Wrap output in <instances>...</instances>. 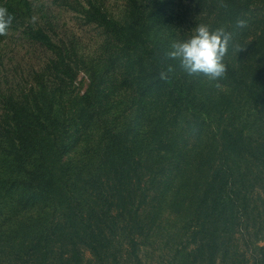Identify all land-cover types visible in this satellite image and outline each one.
I'll return each mask as SVG.
<instances>
[{
	"label": "trees",
	"instance_id": "obj_1",
	"mask_svg": "<svg viewBox=\"0 0 264 264\" xmlns=\"http://www.w3.org/2000/svg\"><path fill=\"white\" fill-rule=\"evenodd\" d=\"M123 1L52 0L105 36L86 56L0 0V43L47 54L0 75V264H264V0ZM198 23L242 49L219 81L165 59Z\"/></svg>",
	"mask_w": 264,
	"mask_h": 264
},
{
	"label": "rangeland",
	"instance_id": "obj_2",
	"mask_svg": "<svg viewBox=\"0 0 264 264\" xmlns=\"http://www.w3.org/2000/svg\"><path fill=\"white\" fill-rule=\"evenodd\" d=\"M33 7L34 18L43 17L53 38L70 39L72 45L86 56H93L104 47L105 36L93 25L84 24L80 16L66 7L54 6L52 0H29ZM109 12L121 18L124 14L123 0H105ZM170 7V6H169ZM166 7V12L171 9ZM176 13L177 8L173 9ZM47 54L37 51L19 32L9 33L0 43V75L14 84L17 80L23 84L31 68L39 69L44 65ZM83 75L79 76L81 79ZM5 79H3V82ZM87 255V252H85Z\"/></svg>",
	"mask_w": 264,
	"mask_h": 264
},
{
	"label": "clouds",
	"instance_id": "obj_3",
	"mask_svg": "<svg viewBox=\"0 0 264 264\" xmlns=\"http://www.w3.org/2000/svg\"><path fill=\"white\" fill-rule=\"evenodd\" d=\"M226 7V5H222ZM13 16L5 7H0V36L7 35ZM247 26V22L238 19L235 22L237 30ZM234 33L224 25L212 27L207 23H198L191 35L182 40L170 43L169 50L164 53L165 59L174 61L175 66L189 76L203 75L208 81L216 82L223 79L227 73L225 57L233 42ZM235 51L242 50L232 44ZM175 71L173 64L159 73L160 79L166 80Z\"/></svg>",
	"mask_w": 264,
	"mask_h": 264
}]
</instances>
